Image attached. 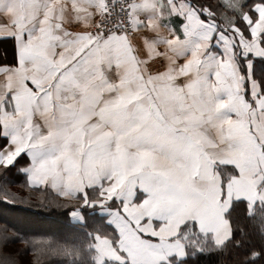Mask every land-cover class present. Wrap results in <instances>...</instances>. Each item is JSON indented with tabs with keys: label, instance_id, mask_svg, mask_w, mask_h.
<instances>
[{
	"label": "snow or ice",
	"instance_id": "obj_1",
	"mask_svg": "<svg viewBox=\"0 0 264 264\" xmlns=\"http://www.w3.org/2000/svg\"><path fill=\"white\" fill-rule=\"evenodd\" d=\"M223 6L0 0V197L15 168L63 198L85 229L68 264L264 260L237 226L264 240V0Z\"/></svg>",
	"mask_w": 264,
	"mask_h": 264
},
{
	"label": "trees",
	"instance_id": "obj_2",
	"mask_svg": "<svg viewBox=\"0 0 264 264\" xmlns=\"http://www.w3.org/2000/svg\"><path fill=\"white\" fill-rule=\"evenodd\" d=\"M23 163L24 161H21V164ZM5 179H10L11 184H5L3 187L12 197H15V199L0 197V210L6 213L0 215V228L6 232L7 236H19L23 238V243L26 239L29 242L23 245L26 253L31 254L33 260H40L42 262L40 264H48L50 262L68 264L71 258H67L64 253L80 242L85 229H82L78 223L70 221V218L66 216L67 211L64 209H61L59 212L56 211L54 214L47 215L43 207H52L50 198L55 199L54 195L49 190L45 192L30 189L27 186L25 175L17 172L15 168L6 175ZM2 183L3 182L0 181V184ZM5 186H10L11 190H7ZM48 197L49 201L47 199ZM14 214L21 215L24 218L30 217L36 225L40 224V222L55 224L57 225L56 230H59V232L53 233L38 229L21 230L19 227L15 226L13 222L8 221V218L12 217ZM237 216V226L246 228L251 234L248 243L250 245H255L257 248L264 246V240L252 232L251 224L245 221L242 215L237 214ZM21 242V239H18L13 243L4 245L2 249L5 248L7 252L6 247L10 245H21ZM54 250L56 251L55 255H53ZM48 253L52 254L48 255ZM242 258V256H238L235 251L232 250V254L227 258L228 264H235L237 259ZM37 264H39V262H37ZM190 264H217V257L214 255L198 256L190 260ZM257 264H264V260H258Z\"/></svg>",
	"mask_w": 264,
	"mask_h": 264
},
{
	"label": "rangeland",
	"instance_id": "obj_3",
	"mask_svg": "<svg viewBox=\"0 0 264 264\" xmlns=\"http://www.w3.org/2000/svg\"><path fill=\"white\" fill-rule=\"evenodd\" d=\"M200 2L206 3V4H211L213 7H215L218 3L221 5V7H219L217 9V12H218L217 21L218 22H223V18L230 14L229 10L226 7L223 6L224 0H200ZM213 44L215 46L216 42L213 41ZM7 181H8L7 185H10L11 184V180L9 179ZM26 182H27V180H26ZM23 184H24V182H23ZM5 188L7 190H11L10 186H5ZM12 190H13V188H12ZM14 190H16V189H14ZM48 190L54 195L55 199L50 198L51 203H52V207H49V208L48 207H43L44 212L47 215H49V214H54V212H56V211L59 212L61 209H64V210L67 211V209L65 207H58L57 206L58 204H63L64 203L63 198L57 197L56 193L54 191H52L51 189H48ZM31 195H33V194H31ZM47 199L49 201V197ZM72 203H75V201H73ZM87 211H88V215H89V224L90 225H94L95 224L94 218L96 216V213H93L90 210H87ZM0 212H1L0 215L6 214L5 212H3L1 210H0ZM66 216L68 218H70V221H72L73 223H77L75 220H73L70 217L69 213L66 212ZM8 221L13 222L14 225L19 227L21 230L22 229H36V230L38 229V230H43V231H48V232H53V233H58L59 232V230H56L57 225H55V224L40 222V224L36 225L35 223H33L34 221H32V218H30V217H25L24 218L21 215L14 214V215H12V217L8 218ZM108 230L111 231L112 229L109 228ZM0 234L6 235V232H4L0 228ZM21 241H22L21 245L20 244L19 245H10V246L6 247L7 252H6L5 248H3V249L0 248V253H1V249H2V253L11 255L14 258V264H37V262H39V264L42 263L38 259L37 260H33L32 255L26 253V251H25V249L23 247V245H24L23 238H21ZM34 241H37V240H34ZM55 253H56V251L54 250L53 255H55ZM50 254H52V253H48V255H50ZM67 258H71V257H67ZM48 264H59V263H55V262L51 263L50 262Z\"/></svg>",
	"mask_w": 264,
	"mask_h": 264
},
{
	"label": "crops",
	"instance_id": "obj_4",
	"mask_svg": "<svg viewBox=\"0 0 264 264\" xmlns=\"http://www.w3.org/2000/svg\"><path fill=\"white\" fill-rule=\"evenodd\" d=\"M66 20L72 21V11H71L70 3L67 4V8H66ZM65 27H67L68 30L70 31H82L83 30V27L82 26L78 27L75 24V22L66 23ZM13 60H14L13 42L11 40H0V63L11 64ZM26 180H27V177H26Z\"/></svg>",
	"mask_w": 264,
	"mask_h": 264
}]
</instances>
